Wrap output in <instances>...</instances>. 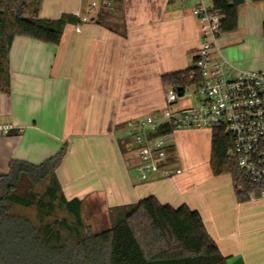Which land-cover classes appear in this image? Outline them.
<instances>
[{
  "label": "crops",
  "instance_id": "0c3cea01",
  "mask_svg": "<svg viewBox=\"0 0 264 264\" xmlns=\"http://www.w3.org/2000/svg\"><path fill=\"white\" fill-rule=\"evenodd\" d=\"M83 4L43 0L41 19L76 18L64 25L58 45L27 37L12 41L10 91L0 92V127H11L0 133V175L13 161L39 165L64 147L55 177L67 201H82L81 217L91 230L106 222L110 229L128 206L153 196L162 205L198 212L228 262L264 264V198L239 203L230 175L213 176L209 160L199 170L205 161L189 164L176 157L177 135L198 140L209 130L172 132V175L145 182L138 179L125 136L127 121L164 107L161 77L193 62L201 46L193 2L112 0L99 22L100 8L89 6L87 13ZM263 20L264 1L245 0L236 30L218 39L220 53L236 68L264 71Z\"/></svg>",
  "mask_w": 264,
  "mask_h": 264
},
{
  "label": "trees",
  "instance_id": "16d2710c",
  "mask_svg": "<svg viewBox=\"0 0 264 264\" xmlns=\"http://www.w3.org/2000/svg\"><path fill=\"white\" fill-rule=\"evenodd\" d=\"M224 15L223 33L236 30L238 8L245 0H212ZM264 0H251L262 2ZM43 0H0V92L10 91L9 52L15 37H27L50 45H58L64 25L76 18L62 16L57 20L39 17ZM112 9V8H110ZM110 9L100 8L97 22L108 16ZM95 19V18H94ZM76 22V21H75ZM264 47V20L262 23ZM197 70L166 74L161 77L164 88L186 89L198 86ZM172 128L158 131L171 134ZM231 138L221 128L211 131L209 165L213 176L228 174L232 179L236 201H248L254 187L242 177L234 160L226 155ZM63 147L55 156L39 165L13 161L8 172L0 175V240L6 241L5 256L0 264H226L217 245L207 233L198 212L182 205H162L149 196L130 205L110 229L91 231L81 217L82 201H67L55 177ZM23 182L28 185L19 192ZM47 182L43 194L33 188ZM240 188V189H239ZM66 212V219L47 222L54 203ZM7 203L24 208L35 207L39 224L23 216L10 214ZM2 240V241H3Z\"/></svg>",
  "mask_w": 264,
  "mask_h": 264
},
{
  "label": "built area",
  "instance_id": "2783aa9c",
  "mask_svg": "<svg viewBox=\"0 0 264 264\" xmlns=\"http://www.w3.org/2000/svg\"><path fill=\"white\" fill-rule=\"evenodd\" d=\"M188 1L194 4L191 12L198 23L201 43L193 60L200 77L196 87L199 103L175 108L186 89L179 97L176 88L168 87L164 109L126 122L138 179L145 182L154 175H172L167 141L170 134L158 135L159 130L170 127L173 132H211L221 128L232 140L227 157L236 162L244 180L255 189L248 198H264V71L238 69L224 58L218 46L224 15L215 9L212 0ZM90 8L110 9L112 0H93ZM80 20L88 21L86 17ZM10 128L0 127V133L7 134Z\"/></svg>",
  "mask_w": 264,
  "mask_h": 264
},
{
  "label": "rangeland",
  "instance_id": "374dc122",
  "mask_svg": "<svg viewBox=\"0 0 264 264\" xmlns=\"http://www.w3.org/2000/svg\"><path fill=\"white\" fill-rule=\"evenodd\" d=\"M91 1L92 0H84V4H83L84 9H85V7H88L86 10L87 13H89V6H90ZM187 5H190V7H191V4H187ZM192 8H193V6L191 7V11H192ZM93 10L94 9H92L91 11H93ZM90 14H92V13H90ZM194 19L196 20L195 17H194ZM196 22H197V20H196ZM197 25H198V23H197ZM188 65H189L188 67L190 68V67H193L194 64L191 61ZM167 90H168V88L165 89V93L167 92ZM198 103H199V99H198V95L196 92V86L189 85L186 87L184 96H182L180 99L177 100V104L174 107L175 108L176 107H190V106H195ZM165 107H166V105H164V107L162 109H164ZM200 133L203 134L204 137H202L201 134L198 136L196 135V138H198V140L194 139L195 135L191 136L189 138H187L185 136L177 135L176 139L174 140V144L176 145L177 150H178V154H176V157H178V156L181 157L183 159V161H185L189 164H200V163L203 164V161H205V163L202 166L200 165V167H199V170H201V169L203 170V169L208 167V164L206 163V161L210 160L209 139L211 138V133L208 131H203ZM125 136H126V133H125ZM27 185L28 184L26 182H23L19 192L22 193L23 189L26 188ZM47 185H48L47 182H40V184L36 185L33 188V191L35 193H37L38 195H41V194H43ZM7 205L11 208L10 212H9L10 214L26 217L31 221L32 224H35V225L39 224L38 212H37V209L35 207L24 208V207L12 205L9 203H7ZM62 219H66L67 221H71V218L66 214V212L63 211V209L58 205L57 202H55L54 203V209L51 213V216L48 217L46 219V221L47 222H53L54 220H62ZM107 223L108 222H106L105 225L101 224L98 229L99 230L109 229V227L111 225L108 226ZM86 224H87V222H86ZM94 227H96V226H94ZM87 228H89V227H87ZM99 230L96 229L95 231H99ZM91 231H93V230H91ZM2 240H3V238L0 240V255L3 257V256H5V252L3 251V249H6V241L5 240L2 241ZM2 247H3V249H2ZM1 256H0V258H1Z\"/></svg>",
  "mask_w": 264,
  "mask_h": 264
},
{
  "label": "water",
  "instance_id": "95a60500",
  "mask_svg": "<svg viewBox=\"0 0 264 264\" xmlns=\"http://www.w3.org/2000/svg\"><path fill=\"white\" fill-rule=\"evenodd\" d=\"M177 91H178V96L181 97L183 95L182 88H178Z\"/></svg>",
  "mask_w": 264,
  "mask_h": 264
}]
</instances>
